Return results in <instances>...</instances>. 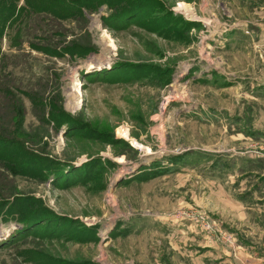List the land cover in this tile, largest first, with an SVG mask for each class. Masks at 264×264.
Masks as SVG:
<instances>
[{"label": "rangeland", "instance_id": "obj_1", "mask_svg": "<svg viewBox=\"0 0 264 264\" xmlns=\"http://www.w3.org/2000/svg\"><path fill=\"white\" fill-rule=\"evenodd\" d=\"M31 2L0 0V264H179L191 232L264 264V0Z\"/></svg>", "mask_w": 264, "mask_h": 264}, {"label": "crops", "instance_id": "obj_2", "mask_svg": "<svg viewBox=\"0 0 264 264\" xmlns=\"http://www.w3.org/2000/svg\"><path fill=\"white\" fill-rule=\"evenodd\" d=\"M258 222H260V221L255 222L252 220V224H251L249 219L247 220L245 218V216L243 215V218H242L241 223L239 225L234 224L233 221L231 222V225L233 223L234 225L240 226L241 228H243V227L251 228L255 224L257 226H259ZM234 225H232V226H234ZM227 226L230 227V224H228ZM242 233H246V232L242 231ZM191 234L193 237V243H190V245H189L191 247V249L189 250L188 254L185 256L186 258H183L180 256L178 257L179 258V260H178L179 264H181V263H185V264H252L251 260L249 259L250 255L246 254V249L248 247H252V244H254V242L252 241V239L250 237L247 238L246 234L245 235L241 234L239 236V238L241 239L240 240L241 245L244 247V245L242 243V240H243V242H244V244H246V246L244 247V249L242 247V252L239 251L241 253L238 252L235 255H233L232 252L230 251V250H233L232 248H228L226 246H221L220 244L215 243V242L210 243L204 236L199 235L197 233L191 232ZM249 239H251V240H249ZM233 252H235V251H233Z\"/></svg>", "mask_w": 264, "mask_h": 264}, {"label": "trees", "instance_id": "obj_3", "mask_svg": "<svg viewBox=\"0 0 264 264\" xmlns=\"http://www.w3.org/2000/svg\"><path fill=\"white\" fill-rule=\"evenodd\" d=\"M29 1H31V0H29ZM76 1L77 0H74L73 3L69 4V2H66L65 0H32V2L29 5H27V7L25 9L22 10V12L18 16V18H21L23 14H24L23 16H27L28 14L37 13L40 9H46L48 7H51V6H55V4L57 2H60L63 7H66L67 5H70L72 11H73L72 8H74V9L77 10V7H74V6H78V5H76ZM14 7L16 9H18L16 4L14 5ZM10 18H12L11 15H10ZM18 18L17 19L16 18H13L12 19V22L13 21H16V20L18 21L19 20ZM2 28H3V22L0 21V31H1ZM4 34H2V36L0 35V44H1L2 37H5ZM1 54L2 53H1V47H0V57H2Z\"/></svg>", "mask_w": 264, "mask_h": 264}]
</instances>
